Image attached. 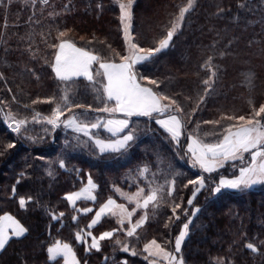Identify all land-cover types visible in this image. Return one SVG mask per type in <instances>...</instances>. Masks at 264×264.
<instances>
[{"label": "trees", "instance_id": "trees-1", "mask_svg": "<svg viewBox=\"0 0 264 264\" xmlns=\"http://www.w3.org/2000/svg\"><path fill=\"white\" fill-rule=\"evenodd\" d=\"M186 2L135 0L132 26L138 42L151 46L152 39L173 18L178 6ZM58 31H66L67 38L81 47L92 41V46L104 56L112 55L106 45L120 52L123 43L119 6L115 0H47L45 3L11 0L10 4L4 0V5H0V73H3L0 109H10L18 116H30L33 114L30 110L50 113L54 105L43 97H59L63 89L51 69L55 51L51 44L58 43ZM218 52L224 55H217ZM209 55L214 57L213 63L219 69L215 90H210L206 102L190 117L193 122L215 120L221 113L246 115L251 111V104L258 107L264 103V0H197L194 8L186 13L183 28L174 36L172 46L138 71L162 81L159 89L166 94L190 96L195 103L197 95L202 94L200 80L206 78V71L200 65ZM67 87L70 98L77 104L92 103L94 108L102 107L97 100L98 92L84 77L75 78ZM37 97H41V101L32 104ZM174 98L177 97L174 95ZM24 105L30 110H25ZM189 106L185 105L186 110ZM137 122L139 135L127 153L102 156L83 144H76L75 133L72 137H62L56 129L49 136L38 124L28 132L39 137L36 141L22 138L3 125L0 112V215L9 212L28 228L25 236L9 241L0 253V264H63L62 258L51 260L47 251L57 239L72 245L81 264H124L125 260L127 264H149L144 258L147 254L142 252L143 243L155 237L173 250L175 237L197 205L199 211L192 215L188 235L181 245L185 264H218L219 261L264 264V244L261 243L264 241V183L216 195H211L210 190H201L193 204L187 205L192 185L182 189L180 186L201 170L193 167L185 152L154 121L140 117ZM215 128L201 125V135L218 131H214ZM101 136L106 134L102 132ZM204 139L211 141L213 137L209 135ZM13 140L15 145L8 148ZM183 143L181 137L182 146ZM59 159L66 161V169L58 166ZM145 163L150 168L149 179L152 172L158 168L168 170L169 165L177 173V187L184 201L182 207H188V214H181L179 221L174 218L168 221L172 215L170 207L162 204L153 210L149 206V220L138 229L139 241L123 232L114 233L113 237L102 240L101 248L96 250L77 240L75 233L80 229L99 235L117 227L113 216L103 217L91 229L87 225L95 207L109 196L123 200L113 185L125 192L135 191L137 183L146 185L136 171L137 165ZM231 164L226 162L220 173L233 174L235 169ZM73 167L80 170L79 174L72 171ZM89 173L98 185L97 202L92 213H77L65 193L81 188ZM212 179L217 180L218 175ZM21 196H31L33 200L22 207ZM89 206H93V202L83 200L75 207ZM52 212L57 214L56 219L52 218ZM60 213L64 215L60 217ZM73 215L77 220H72ZM117 236L121 244H116ZM123 243L135 245L137 255L125 251ZM248 243L256 244L258 251L249 249Z\"/></svg>", "mask_w": 264, "mask_h": 264}, {"label": "snow or ice", "instance_id": "snow-or-ice-1", "mask_svg": "<svg viewBox=\"0 0 264 264\" xmlns=\"http://www.w3.org/2000/svg\"><path fill=\"white\" fill-rule=\"evenodd\" d=\"M8 3L10 4L11 0H8ZM0 5H4V0H0ZM132 5L133 0H119L123 43L120 52L113 51L110 44L106 45L107 49L112 51L110 56L101 55L92 46V41L86 42L88 46L81 47L67 38L66 31L57 32L58 43L51 44V48L55 50L51 69L57 80L63 84V89L59 97H43L44 101L54 105L50 113L46 115L30 110L28 105L23 107L25 110L33 111L30 116H18L10 109L8 111L0 109L9 129L22 138L36 141L38 136L28 134L30 127L40 125L45 135L63 127L75 133L73 139L76 144L85 145L93 153L102 156H119L127 153L135 144L139 135L137 121L140 117H144L154 121L170 140L185 152L193 167L201 170L199 175H195L193 179L187 180L186 184L180 186L182 189L192 185L191 197L187 200V205L193 204V199L201 190H210L211 195H216L227 190H247L254 184L264 183V103H260L258 107L251 104V111L246 115L221 113L218 119L211 121L193 122L190 119L198 112L200 105L206 102L210 90H215L214 85L219 69L214 65L212 55L207 56L200 65L206 71V78L200 80L202 94L197 95L195 103L190 96L182 97L179 93L166 94L159 89L162 81L138 71V68L156 59L157 54L172 46L173 38L182 30L185 14L194 8L195 0H187L186 3L178 6V11L173 18L152 39L151 46H142L144 42H138L139 38L134 35ZM217 55L222 56L224 53L218 52ZM2 75L3 73H0V76ZM77 77H84L93 85L98 92L97 100L102 107L94 108L92 103L77 104L74 98H70V89L67 85ZM97 85L99 87H96ZM8 91L10 92L11 89ZM174 95L177 98H174ZM12 99L15 100V96ZM41 99L37 97L31 103L36 104ZM0 103L3 102L0 101ZM185 105H190L187 110ZM201 125H214L218 131L201 135ZM102 132L106 136H101ZM209 135L213 137L211 141L204 139ZM181 137L184 138L183 146ZM15 143L16 141L13 140L7 147L12 148ZM245 154L248 155L247 160H245ZM226 162H232L231 166L235 169L233 174L220 173ZM56 163L61 168H67L64 159H59ZM72 171L77 174L80 172L75 167ZM136 171L144 178L146 185L137 183L133 192H125L117 185H113L114 190L125 199L126 203H118L109 196L107 200L95 207V213L87 225V228L91 229L103 217L113 216L117 219V227L102 231L99 235L84 229L76 231V239L88 243L89 249L99 250L102 240L120 232L139 241L141 234L138 229H141L149 220V206L153 210L158 209L162 204L170 207L172 215L168 217V221H172L173 218L179 221L181 214H188V207H182L184 201L177 187V173L171 170L170 165L168 170L158 168L156 172H152V179L148 178L150 171L148 164L137 165ZM158 175L159 178H157ZM214 175H218L217 180L212 179ZM97 187L89 173L87 182L78 190L65 193V197L77 213H92L97 202L95 195ZM81 199L92 201L93 206L75 207L77 201ZM30 200H33L31 196L27 198L21 196L19 203L24 207ZM128 202L133 206L129 207ZM137 209L141 210L140 214H137ZM198 211L197 205L192 209V214L187 215V219L175 237L173 250L170 251L155 237L143 243L142 252L147 254L144 258L149 261V264H185L180 251L181 245L188 235L192 215ZM51 215L53 219L57 218L55 212ZM63 215V213L59 214L60 217ZM72 220H77V216L73 215ZM27 232L28 228L16 216L9 212L3 213L0 215V250L6 249L11 238L22 237ZM261 243L264 244V241ZM116 244H121L119 236L116 237ZM246 246L253 251H258L256 244L248 243ZM122 247L132 255H137L135 245L123 243ZM47 251L52 258L62 257L64 264H81L72 245L66 241L57 239L48 246ZM124 264H127V260ZM218 264H224V262L219 261Z\"/></svg>", "mask_w": 264, "mask_h": 264}, {"label": "rangeland", "instance_id": "rangeland-1", "mask_svg": "<svg viewBox=\"0 0 264 264\" xmlns=\"http://www.w3.org/2000/svg\"><path fill=\"white\" fill-rule=\"evenodd\" d=\"M116 2H117V4H118V6H119V0H115ZM196 1L197 0H195V4H196ZM134 2H135V0H133V4H134ZM132 7H133V5H132ZM185 16H186V14H185ZM86 79V78H85ZM97 79H99V77H97ZM87 80V79H86ZM67 115V114H66ZM58 130H59V133H61L62 134V137H64V136H70V137H72L73 136V131L71 130V129H68V130H65L63 127H60V128H57ZM141 129V128H140ZM29 130L31 131V127L29 128ZM216 130H218L217 128H215L214 129V131H216ZM51 135V132L49 133V136ZM59 136V135H58ZM245 158H248V155L247 154H245ZM262 183H257V184H254L253 186H251V188H255V187H257V186H259V185H261ZM251 188H249V189H251ZM116 200V199H115ZM118 203H126V201H125V199L123 198V201H118V200H116ZM128 204H129V207H131V206H133V205H131V203L130 202H128ZM140 209H137V213H138V211H139ZM134 217H135V214H134Z\"/></svg>", "mask_w": 264, "mask_h": 264}, {"label": "crops", "instance_id": "crops-1", "mask_svg": "<svg viewBox=\"0 0 264 264\" xmlns=\"http://www.w3.org/2000/svg\"><path fill=\"white\" fill-rule=\"evenodd\" d=\"M95 191H96V190H95ZM119 196H120V195H119ZM120 197H121V196H120ZM121 198L123 199V197H121ZM113 199H116V198H113ZM83 200H84V201L92 202V201L87 200V199H81V200H78L77 202H79V201H83ZM116 200H117V199H116ZM118 201H119V200H118ZM122 201H123V200H122ZM120 202H121V201H120ZM94 213H95V211H94ZM140 213H141V210H139L137 214H140ZM2 215H3V214H2ZM93 215H94V214H93ZM95 226H96V225H95ZM95 226H93V227H95ZM93 227H92V228H93ZM25 235H26V233H25L23 236H25ZM23 236H22V237H23ZM13 238H16V237H13ZM13 238H11V239H13ZM19 238H21V237H19ZM11 239H10V240H11ZM2 251H3V250H0V253H1ZM49 257H50V255H49ZM57 258H62V257H56V258H52V257H50L51 260H55V259H57ZM62 260H63V258H62ZM63 264H64V261H63Z\"/></svg>", "mask_w": 264, "mask_h": 264}, {"label": "water", "instance_id": "water-1", "mask_svg": "<svg viewBox=\"0 0 264 264\" xmlns=\"http://www.w3.org/2000/svg\"><path fill=\"white\" fill-rule=\"evenodd\" d=\"M5 111V110H4ZM1 119H2V123L3 125L9 129V127L7 126V121L5 120L4 116H3V112H1Z\"/></svg>", "mask_w": 264, "mask_h": 264}, {"label": "built area", "instance_id": "built-area-1", "mask_svg": "<svg viewBox=\"0 0 264 264\" xmlns=\"http://www.w3.org/2000/svg\"><path fill=\"white\" fill-rule=\"evenodd\" d=\"M42 3H45V0H40ZM47 1V0H46Z\"/></svg>", "mask_w": 264, "mask_h": 264}]
</instances>
